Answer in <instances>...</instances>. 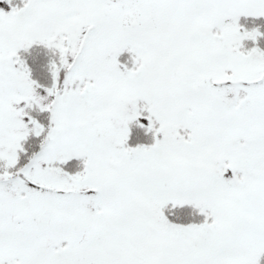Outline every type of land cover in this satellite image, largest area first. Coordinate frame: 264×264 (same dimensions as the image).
Masks as SVG:
<instances>
[{
	"label": "snow or ice",
	"instance_id": "6c2138e0",
	"mask_svg": "<svg viewBox=\"0 0 264 264\" xmlns=\"http://www.w3.org/2000/svg\"><path fill=\"white\" fill-rule=\"evenodd\" d=\"M0 264H264V0H0Z\"/></svg>",
	"mask_w": 264,
	"mask_h": 264
}]
</instances>
